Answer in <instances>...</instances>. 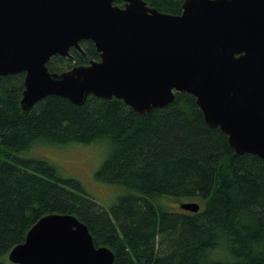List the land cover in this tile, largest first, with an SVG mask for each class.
<instances>
[{
	"label": "trees",
	"instance_id": "obj_1",
	"mask_svg": "<svg viewBox=\"0 0 264 264\" xmlns=\"http://www.w3.org/2000/svg\"><path fill=\"white\" fill-rule=\"evenodd\" d=\"M166 13L184 0H146ZM116 3L122 5V1ZM85 55L53 56L63 71L100 58L93 41ZM25 72L0 78V264L43 215L71 213L87 224L95 245L118 264H264V159L237 153L228 134L207 123L196 97L141 114L123 99L90 95L83 104L49 94L22 108ZM103 143L110 152L95 177L123 190L105 208L79 178L64 176L37 145ZM34 151V152H33ZM200 200L198 212L171 210L164 198Z\"/></svg>",
	"mask_w": 264,
	"mask_h": 264
},
{
	"label": "water",
	"instance_id": "obj_2",
	"mask_svg": "<svg viewBox=\"0 0 264 264\" xmlns=\"http://www.w3.org/2000/svg\"><path fill=\"white\" fill-rule=\"evenodd\" d=\"M116 1L0 0V78L25 72L22 108L49 94L77 104L92 94L144 114L186 91L237 153L264 159V0H184L178 14L146 0ZM84 39L99 60L48 68L52 56L72 57ZM8 256L20 264H118L71 213L40 217Z\"/></svg>",
	"mask_w": 264,
	"mask_h": 264
},
{
	"label": "rangeland",
	"instance_id": "obj_3",
	"mask_svg": "<svg viewBox=\"0 0 264 264\" xmlns=\"http://www.w3.org/2000/svg\"><path fill=\"white\" fill-rule=\"evenodd\" d=\"M37 146H42L35 150L40 156H35L32 153L30 155L47 158L64 176L79 178L86 193L94 197L102 206L109 208L117 202L123 190L95 177V173L110 152L105 144L96 142L87 145L74 142L65 145ZM184 201L186 200L167 197L164 198L163 203L169 209L178 211L181 210L180 203ZM197 202L202 204L200 200Z\"/></svg>",
	"mask_w": 264,
	"mask_h": 264
},
{
	"label": "flooded vegetation",
	"instance_id": "obj_4",
	"mask_svg": "<svg viewBox=\"0 0 264 264\" xmlns=\"http://www.w3.org/2000/svg\"><path fill=\"white\" fill-rule=\"evenodd\" d=\"M123 4H124V2L122 3V5H123ZM84 40H85V39H84ZM88 40H90V39H88ZM81 41H83V40H81ZM81 41H80V44H81ZM72 48L78 50V51H79L81 54H83V55H85V53H86L85 50H84V48H82V45H81V48H82L81 50L78 49V48H75V47H71V49H72ZM71 49H70V53H71ZM96 49H97V48H96ZM97 51H98V50H97ZM98 53H99V57H100V52H98ZM71 55H72V53H71ZM237 55H239V54H237ZM54 56H55V55H54ZM52 57H53V56H52ZM52 57H51V58H52ZM64 57H68V58H70V59H73V58H74L73 55H72V57H69V56H64ZM51 58H50V59H51ZM100 58H101V57H100ZM100 58H94V59L99 60ZM50 59H49V60H50ZM49 60H48V61H49ZM90 60H92V59H90ZM90 60H89V61H90ZM89 61H88V63H89Z\"/></svg>",
	"mask_w": 264,
	"mask_h": 264
}]
</instances>
